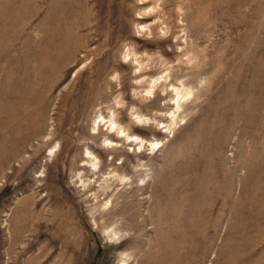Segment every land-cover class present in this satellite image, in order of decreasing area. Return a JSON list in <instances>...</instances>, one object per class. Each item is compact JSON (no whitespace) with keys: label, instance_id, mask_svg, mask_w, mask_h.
<instances>
[{"label":"rangeland","instance_id":"obj_1","mask_svg":"<svg viewBox=\"0 0 264 264\" xmlns=\"http://www.w3.org/2000/svg\"><path fill=\"white\" fill-rule=\"evenodd\" d=\"M0 264H264V0H0Z\"/></svg>","mask_w":264,"mask_h":264},{"label":"bare ground","instance_id":"obj_2","mask_svg":"<svg viewBox=\"0 0 264 264\" xmlns=\"http://www.w3.org/2000/svg\"><path fill=\"white\" fill-rule=\"evenodd\" d=\"M157 80L153 82V84H151L149 93L152 94V90L155 89L154 87L156 86ZM113 116V115H112ZM100 118L96 119L94 121L95 124H97L99 122ZM104 120V117L103 119ZM101 123V122H100ZM105 124H109V128L110 130H112L113 132H110L109 134H112L114 136H116V138L121 139L123 137H126L127 140H131L133 142H137L139 140H142L140 137L136 136V135H131L130 133L127 132L126 129H123L122 126L118 125L116 120L113 118L111 119V121L106 122ZM98 127L100 126V124L97 125ZM108 134V133H107ZM107 146L109 147H113L114 141L110 140L109 137L106 139ZM156 146V144H155ZM92 156V153H89ZM90 162H93L92 160ZM92 170H94V168L97 167L96 163L91 166Z\"/></svg>","mask_w":264,"mask_h":264}]
</instances>
